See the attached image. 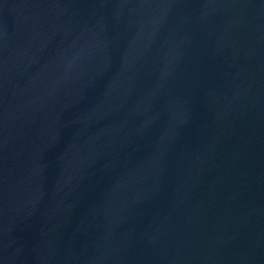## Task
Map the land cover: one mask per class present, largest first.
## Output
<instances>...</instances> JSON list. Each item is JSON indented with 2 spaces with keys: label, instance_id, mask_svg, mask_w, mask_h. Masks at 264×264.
Returning a JSON list of instances; mask_svg holds the SVG:
<instances>
[{
  "label": "water",
  "instance_id": "1",
  "mask_svg": "<svg viewBox=\"0 0 264 264\" xmlns=\"http://www.w3.org/2000/svg\"><path fill=\"white\" fill-rule=\"evenodd\" d=\"M0 264H264V0H0Z\"/></svg>",
  "mask_w": 264,
  "mask_h": 264
}]
</instances>
